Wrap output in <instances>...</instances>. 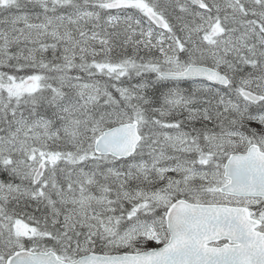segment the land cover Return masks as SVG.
Listing matches in <instances>:
<instances>
[{
	"label": "snow or ice",
	"instance_id": "obj_1",
	"mask_svg": "<svg viewBox=\"0 0 264 264\" xmlns=\"http://www.w3.org/2000/svg\"><path fill=\"white\" fill-rule=\"evenodd\" d=\"M0 264H264V0H0Z\"/></svg>",
	"mask_w": 264,
	"mask_h": 264
}]
</instances>
